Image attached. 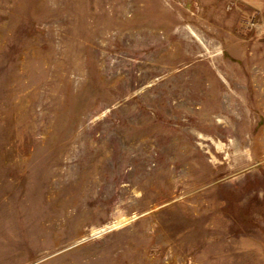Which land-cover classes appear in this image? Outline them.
<instances>
[{
	"label": "rangeland",
	"instance_id": "rangeland-1",
	"mask_svg": "<svg viewBox=\"0 0 264 264\" xmlns=\"http://www.w3.org/2000/svg\"><path fill=\"white\" fill-rule=\"evenodd\" d=\"M0 264H264V0H0Z\"/></svg>",
	"mask_w": 264,
	"mask_h": 264
}]
</instances>
